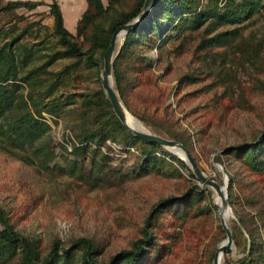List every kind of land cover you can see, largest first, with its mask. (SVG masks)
<instances>
[{
	"label": "rangeland",
	"instance_id": "obj_1",
	"mask_svg": "<svg viewBox=\"0 0 264 264\" xmlns=\"http://www.w3.org/2000/svg\"><path fill=\"white\" fill-rule=\"evenodd\" d=\"M11 1L16 0H0V46L16 38L8 47L25 56V65L18 64V78L28 77L16 81L17 98L24 102L20 107L33 114L41 110L36 117L47 130L25 149L0 136V209L6 224L29 241L40 258L55 240L68 248L83 237L97 248L96 259L107 262L143 236L146 217L154 209L152 245L145 247L152 264H213L215 248L226 236L215 191L172 150L159 145L145 153L147 147L132 140L112 110L126 131L113 124L102 99L107 96L99 49L94 62L69 53L50 62L65 50L53 31V0H21L43 2L33 8L8 7ZM108 1L102 0L109 5L108 20L99 14L94 18L91 7L87 16L92 15V21L82 22L79 34L78 22L75 26L67 18L68 30L83 50L93 47L97 24L108 29L137 2ZM215 1L176 0L171 15L152 8L153 18L164 22L158 21L154 32L146 27L119 58L127 33L117 41L119 81L116 84L112 73L111 82L118 86L126 112L144 130L179 141L219 184L226 174L233 247L219 264H228L248 255L252 238L253 255L264 254V168L254 169L244 157L246 150L231 153V148L264 133V11L212 32L215 24L210 20L199 23L192 16ZM180 2L188 6L182 14ZM217 3L220 7L224 0ZM62 4L68 12L65 0ZM231 29L234 35L227 43L211 41ZM90 136L100 143L82 149V139ZM170 197V203L157 207ZM1 231L0 223L3 242ZM16 246H0V264H23V252Z\"/></svg>",
	"mask_w": 264,
	"mask_h": 264
},
{
	"label": "trees",
	"instance_id": "obj_2",
	"mask_svg": "<svg viewBox=\"0 0 264 264\" xmlns=\"http://www.w3.org/2000/svg\"><path fill=\"white\" fill-rule=\"evenodd\" d=\"M163 1H165L166 4H164ZM175 1L176 0H156L155 4L153 5V12L157 10H167L171 15L172 12H174L172 10V2ZM218 1L219 0H216L215 3L211 4L210 8H208V6H202V9L198 11L197 14L192 16L193 21L197 22L199 20L198 22L201 23L202 19L204 18L210 20L211 24H215L212 28L213 32L219 25L242 24L244 21L251 19L254 13H258L260 10L264 11V0H224L223 5L220 7L218 6V3L216 4ZM86 2L87 9L83 12L76 26V32L78 34L80 31V24L82 22L92 21V15L87 16L91 7L94 8V18L97 14H99L102 16L104 22L108 20L107 7L109 5L105 7L102 3V0H86ZM143 3L144 0H137L133 9L127 13H122L119 17V20L110 24L108 29H105L103 24H97L96 28L98 31L92 36L93 47L83 50L74 40V35H72L65 27L60 6L56 0H53L49 4V13L53 18V31L55 35L58 36L59 42L65 47V50L59 52L57 56L53 55L50 59V62H53L57 57H62L67 53L75 56L86 55L87 60L94 62L93 56L96 49L101 51V55L103 57L113 32L119 26L125 24L134 16L138 15ZM40 4H43V2L16 0L8 2V7L28 6L29 8H33ZM178 7L180 9V14L188 10V6L186 4H182L181 2L179 3ZM153 12L151 11L135 29L130 30L126 34L118 58L121 57L123 50L126 47H129L135 43V37L138 35H143L146 27L154 32V30H156V28L161 25L158 23V21L164 22L160 18L158 21H156L153 18ZM233 35L234 29L225 30L212 36L211 41H215L218 38L219 43H227L228 37ZM14 40H16V38H13L11 43L0 46V136H2L9 144L19 149H25L27 146L32 145L35 140L44 135L47 130V126L39 121L36 117L40 115L41 110H36V112H34L35 114H33L32 112L23 110L22 107H20V104L24 102L18 100L17 98V92L20 88V84H18L16 81H26L28 77L22 76L18 78V64L21 66L25 65V56L21 55L20 53L14 54L13 48H11L12 42H14ZM10 45L11 47H8ZM17 58H19V60H17ZM112 73L117 84L119 81V74L116 70V60L114 61ZM113 88L114 90L116 89L115 91H117L118 94H120L117 85L113 86ZM102 99L103 103L109 108L108 113L113 119V124L123 131H126L125 127L121 124L114 113H112L111 105L108 100L104 98V94ZM127 134L132 138V140L138 141L147 147V151L145 153H147L148 150L153 152L155 148L160 147L156 143H149L141 138L134 137L128 132ZM99 141V139H94L91 136L84 137L81 141L85 143L82 149L88 148L90 145H92V143H96L97 145L100 143ZM231 149V153H236L237 155L240 154V151L246 150L244 152V157L252 161L254 165L253 168L256 170H262V168H264V133L256 141H252L243 146L234 147ZM152 152H149L148 154ZM177 160L183 164L182 161L179 159ZM189 174L190 176L194 177L191 171H189ZM173 199V197L163 199L158 203L157 207L160 205H166ZM154 219L155 216L153 209L146 217L143 236L136 239L132 243L131 249L122 250L116 253L107 262H100L95 256L97 254V248L95 245L90 240L83 237L73 240L70 243V247L68 248H61V241L55 240L52 243L50 250L45 254V256L40 258L37 256V253L31 243H29V241H27L24 237L18 235L9 225L6 224L5 217L3 216V213L0 209V223L4 226V231H1V235L5 240L0 242V246L5 247L7 250L14 249L16 245V247H20L21 251L23 252V264H71L73 260L78 264H152L153 262H151L148 258L149 256L147 255V249L145 247L152 245V235L151 231H149V227L151 226ZM253 245L254 240L252 238L250 247L251 250L248 251V255L238 258L237 260H232L228 264H264L263 252H257V254L253 255ZM77 250L79 251V255L75 254V251ZM72 258L74 259L71 260Z\"/></svg>",
	"mask_w": 264,
	"mask_h": 264
},
{
	"label": "water",
	"instance_id": "obj_3",
	"mask_svg": "<svg viewBox=\"0 0 264 264\" xmlns=\"http://www.w3.org/2000/svg\"><path fill=\"white\" fill-rule=\"evenodd\" d=\"M154 2L155 0H144L143 6L139 14L131 21L119 26L113 32L107 50L105 51L103 56V69L101 71L102 88L106 93L107 99L111 104L113 112L121 120V122L124 124V126L127 128V130L130 133L149 143H156L170 150H172V148H178L182 152V154L184 155L182 159H184L190 165L195 177L206 186L211 187L221 196L222 198L221 205L219 207L216 206L218 209V215L220 217L224 209L230 208L228 205L227 193H226V188H227L226 174L224 173L223 175V183L219 184L215 180L208 177L200 169V167L197 165V163L195 162L194 158L191 156L189 151L179 141L173 139H167L160 135L147 132L146 130H139L129 127L125 121L126 108L122 104L119 96L117 95L116 91L112 86V82H111L112 66L115 58L116 43L119 39V36L121 34L125 35L130 30L135 29L140 24V22H142L148 16L149 12L153 8ZM218 168L222 170L221 167L218 166ZM220 223L223 230L225 231L226 236L225 239L215 248L213 264H219L220 256L225 252L232 251V247H233V240H232V234L230 228L226 225V223L222 218L220 219Z\"/></svg>",
	"mask_w": 264,
	"mask_h": 264
},
{
	"label": "crops",
	"instance_id": "obj_4",
	"mask_svg": "<svg viewBox=\"0 0 264 264\" xmlns=\"http://www.w3.org/2000/svg\"><path fill=\"white\" fill-rule=\"evenodd\" d=\"M56 1L60 6L65 27L66 28L68 27L67 18L73 19L74 24L76 26L78 19H80L82 13L87 7L86 0H65L66 3L65 9L66 10L69 9L68 12L64 10V5L62 4V0H56ZM67 29H69V27Z\"/></svg>",
	"mask_w": 264,
	"mask_h": 264
},
{
	"label": "bare ground",
	"instance_id": "obj_5",
	"mask_svg": "<svg viewBox=\"0 0 264 264\" xmlns=\"http://www.w3.org/2000/svg\"><path fill=\"white\" fill-rule=\"evenodd\" d=\"M122 37H123V35L121 34L119 36V39H121ZM125 121H126V124L131 128L144 130L142 125L133 116H131L129 113H127L126 110H125ZM172 151L174 153H176L178 156H181L182 158L184 157V155L182 154V152L178 148H172ZM221 200H222L221 196L215 191V202H216V205L218 207L221 205ZM231 216H232L231 211L229 209H224L219 218L220 219L222 218L224 220V222L226 223V225L228 226V221H229ZM221 256H220V258H221Z\"/></svg>",
	"mask_w": 264,
	"mask_h": 264
}]
</instances>
